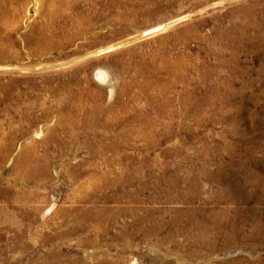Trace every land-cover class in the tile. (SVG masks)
I'll return each mask as SVG.
<instances>
[{"label":"rangeland","instance_id":"1","mask_svg":"<svg viewBox=\"0 0 264 264\" xmlns=\"http://www.w3.org/2000/svg\"><path fill=\"white\" fill-rule=\"evenodd\" d=\"M0 264H264V0H0Z\"/></svg>","mask_w":264,"mask_h":264},{"label":"bare ground","instance_id":"2","mask_svg":"<svg viewBox=\"0 0 264 264\" xmlns=\"http://www.w3.org/2000/svg\"><path fill=\"white\" fill-rule=\"evenodd\" d=\"M183 18L184 17L178 18V19H176V20H174V21H172V22H170V23H168L166 25H163V26H157V27L153 28L152 30L147 31L145 34L146 35H149V34H153L155 32H158L160 30H164L166 27H169L171 25V23H174V22H176V21H178L180 19H183ZM116 47H119V46L117 45L115 47L114 46L113 47H108V48H106L104 50L99 51V54H103V53H106V52H110V51L114 50ZM95 77L98 78V79H102L103 80L104 77H105V74L103 72H97L96 75H95Z\"/></svg>","mask_w":264,"mask_h":264}]
</instances>
